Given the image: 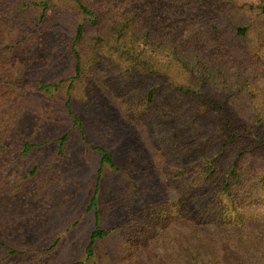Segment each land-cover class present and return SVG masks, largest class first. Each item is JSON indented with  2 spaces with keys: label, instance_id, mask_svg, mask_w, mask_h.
Masks as SVG:
<instances>
[{
  "label": "rangeland",
  "instance_id": "rangeland-1",
  "mask_svg": "<svg viewBox=\"0 0 264 264\" xmlns=\"http://www.w3.org/2000/svg\"><path fill=\"white\" fill-rule=\"evenodd\" d=\"M19 1L27 8L0 2V264H182L189 232L231 243L239 226L261 243L264 192L255 183L235 188L238 214L213 179L199 185L197 164L218 129L209 108L177 87L197 90L204 62L233 84L245 75L242 99L263 102L264 0ZM126 17L154 53L150 72L96 41ZM203 77L207 94L223 99L225 86ZM96 211L110 233L88 259Z\"/></svg>",
  "mask_w": 264,
  "mask_h": 264
},
{
  "label": "trees",
  "instance_id": "trees-1",
  "mask_svg": "<svg viewBox=\"0 0 264 264\" xmlns=\"http://www.w3.org/2000/svg\"><path fill=\"white\" fill-rule=\"evenodd\" d=\"M18 2L21 7L27 8V4L24 1L18 0ZM43 6L44 17L47 6L46 4H43ZM79 7L84 14H92L85 5L80 4ZM130 20L126 17L124 21L113 25L111 31L104 35L97 34L95 38L97 42L104 41L107 47L110 46L115 49L116 46L121 55L126 57L127 60L125 61L129 62L133 71H137V66H141L144 73H147L152 69L149 62L156 63L152 61L154 53L149 52L144 45L139 43L140 38L132 34V29H130L132 28V23H130ZM95 24L99 25L98 18L93 20V25ZM236 33L238 37L244 38L247 35V29L243 25H238ZM83 34L84 28L79 25L76 29L75 42L82 40ZM120 46L125 48V52ZM155 48V54L164 53L161 46ZM230 56L231 60L239 63L240 69H244V67L240 66L243 63L241 62V57L238 58L232 53ZM76 57V69L80 71L81 63L78 53H76ZM141 57L147 59L141 60ZM163 66L161 65V67ZM199 67L197 72L202 82L201 86L196 88L197 90L190 86L187 88L177 87L178 90H184L187 95H194L203 110L209 108V113L212 114V120L215 121L218 129L215 137H213L214 149L211 155L204 157L197 164L199 170L204 168V179L199 185H205V187L208 184L211 185L209 180L213 179L212 183L215 185L218 199L223 202V205H230L232 207L231 211L238 214V207L234 197L235 188L252 181L253 185L254 183L256 184L259 192H264V101L242 99L244 85L247 88H250V86L247 82L248 78L245 75H241L238 70L239 73L234 74L233 84L223 70H214L209 66V63L204 62H199ZM204 74H208L207 78L212 82L225 86L226 94L220 96L223 99L218 98L216 95L209 96L207 94L209 91L207 89L206 92L205 81L207 80L206 77H203ZM230 84H233V87H228ZM43 87L45 88V86ZM154 91L155 88H151L149 91V102L154 99ZM65 141L66 137L61 139V143H65ZM108 161L107 154L103 155L102 164H106ZM181 173L178 172V174ZM216 196L214 193L213 197ZM95 204L97 205V203ZM226 209L227 211L229 210L228 207ZM95 217V230L91 233L85 251L88 259L94 257L93 247L96 242L110 233L108 230L100 228L97 211ZM238 218L240 221L242 220L240 216ZM245 230H247L245 226H239L236 231V239L231 243L228 240L222 242H219L218 239L213 240L209 235H205L198 230L189 232L187 239L190 246L184 253L185 257H183L182 264H224L223 258L230 260V264H264V239L259 243L255 241V237L258 236L257 232L250 231L246 233ZM246 234L249 237L251 236L250 241L247 239ZM11 253L17 254V251L11 249Z\"/></svg>",
  "mask_w": 264,
  "mask_h": 264
}]
</instances>
